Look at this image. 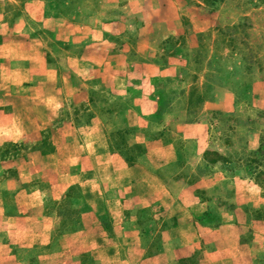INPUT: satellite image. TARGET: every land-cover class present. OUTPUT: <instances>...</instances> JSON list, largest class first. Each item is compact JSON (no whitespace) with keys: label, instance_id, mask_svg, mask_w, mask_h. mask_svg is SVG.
I'll return each mask as SVG.
<instances>
[{"label":"rangeland","instance_id":"rangeland-1","mask_svg":"<svg viewBox=\"0 0 264 264\" xmlns=\"http://www.w3.org/2000/svg\"><path fill=\"white\" fill-rule=\"evenodd\" d=\"M46 218L26 264H264V0H0V243Z\"/></svg>","mask_w":264,"mask_h":264},{"label":"crops","instance_id":"crops-1","mask_svg":"<svg viewBox=\"0 0 264 264\" xmlns=\"http://www.w3.org/2000/svg\"><path fill=\"white\" fill-rule=\"evenodd\" d=\"M17 220L19 222L21 218ZM44 220H48V221L47 222L44 221L43 225L40 228H38V230L34 227H30V224L26 228L18 227L19 223H12L8 227H6L8 232H11L14 237H9L11 240H13L12 242L6 241L2 244L0 243V264H26V258L22 259L23 257L21 253L22 249L25 252L30 250V251H34L37 254V251L41 247L47 245L49 240L52 239L53 237L52 235L55 229L54 226L55 221L50 218H46ZM41 252L44 253L45 250ZM45 255L35 256L34 263L38 264L37 262L39 259L41 261V258H47L45 257ZM29 258H33V256L31 255ZM19 261H22V263ZM60 262L58 264H60ZM41 264H49V263L46 261V262H41Z\"/></svg>","mask_w":264,"mask_h":264},{"label":"trees","instance_id":"trees-1","mask_svg":"<svg viewBox=\"0 0 264 264\" xmlns=\"http://www.w3.org/2000/svg\"><path fill=\"white\" fill-rule=\"evenodd\" d=\"M204 2H208V5H213L215 2H216V0H204ZM131 160V157H128L127 158V161H130Z\"/></svg>","mask_w":264,"mask_h":264}]
</instances>
